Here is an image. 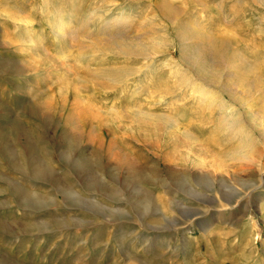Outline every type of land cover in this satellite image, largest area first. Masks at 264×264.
Segmentation results:
<instances>
[{
    "label": "rangeland",
    "instance_id": "rangeland-1",
    "mask_svg": "<svg viewBox=\"0 0 264 264\" xmlns=\"http://www.w3.org/2000/svg\"><path fill=\"white\" fill-rule=\"evenodd\" d=\"M210 37L264 89V0H0V264H264Z\"/></svg>",
    "mask_w": 264,
    "mask_h": 264
},
{
    "label": "bare ground",
    "instance_id": "bare-ground-1",
    "mask_svg": "<svg viewBox=\"0 0 264 264\" xmlns=\"http://www.w3.org/2000/svg\"><path fill=\"white\" fill-rule=\"evenodd\" d=\"M208 42H209L208 48L203 46L199 50H197L200 57L204 56L205 54L209 52L212 56L213 61H216L217 63H222L223 65H225L226 69L229 72L228 74H230V76L232 77L231 78L232 83L237 88L238 87L242 88V90H235V93H236V100L243 107V113H244L243 115L245 116L246 120L244 121V119H242L241 116L237 117L236 124L234 127L235 137L239 140V142L243 141L244 143H247L246 145L249 147V143H253L254 141L255 136H254L253 131L255 129L258 131L261 139L264 142V89L260 88L261 84H260L259 78H257L256 64L253 62L245 61L241 57V55L237 52H233L230 55V57H228L224 49L222 50L219 47L220 42L212 37L208 39ZM257 102H259V105L255 108L254 104ZM246 122H248L249 124L247 125ZM246 145L245 147H242L239 145L236 148V153H237L238 158L248 157V153H247L248 150L246 148L247 147ZM260 154L262 155V152H260ZM258 157H259L258 166L264 167L263 157L260 158V155H258ZM249 160L251 162V159ZM254 161H257V160H254ZM244 162H246V160ZM240 163L242 164L241 161L239 163H236V165L234 166L232 170V174H233V178L235 182L234 186H232L234 187L233 190L235 194V198L233 199V202H235V205L233 206L234 211H236L235 209L237 207H240V210H241L242 207L249 206L244 200L249 195H252L254 193L253 189L256 188L254 187V183L249 178L246 177V172L242 170ZM260 181H262L261 184L264 185V176L261 177ZM261 198L264 199V197H261ZM263 212H264V207H263Z\"/></svg>",
    "mask_w": 264,
    "mask_h": 264
}]
</instances>
